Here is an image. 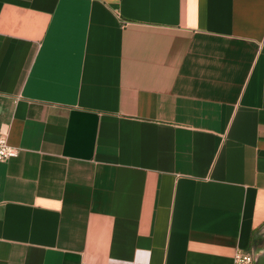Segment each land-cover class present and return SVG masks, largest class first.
<instances>
[{"label":"crops","instance_id":"1","mask_svg":"<svg viewBox=\"0 0 264 264\" xmlns=\"http://www.w3.org/2000/svg\"><path fill=\"white\" fill-rule=\"evenodd\" d=\"M0 264L264 252V0H0Z\"/></svg>","mask_w":264,"mask_h":264},{"label":"built area","instance_id":"2","mask_svg":"<svg viewBox=\"0 0 264 264\" xmlns=\"http://www.w3.org/2000/svg\"><path fill=\"white\" fill-rule=\"evenodd\" d=\"M17 153V148L6 141V134L0 133V161L11 158ZM254 257L249 252L235 250L231 257V264H253Z\"/></svg>","mask_w":264,"mask_h":264},{"label":"water","instance_id":"3","mask_svg":"<svg viewBox=\"0 0 264 264\" xmlns=\"http://www.w3.org/2000/svg\"><path fill=\"white\" fill-rule=\"evenodd\" d=\"M253 264H264V252L258 253L254 257Z\"/></svg>","mask_w":264,"mask_h":264}]
</instances>
